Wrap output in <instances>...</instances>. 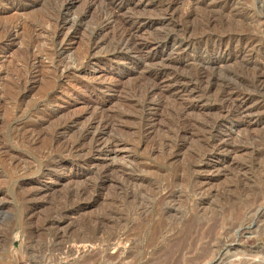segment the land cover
I'll use <instances>...</instances> for the list:
<instances>
[{"label":"rangeland","instance_id":"374dc122","mask_svg":"<svg viewBox=\"0 0 264 264\" xmlns=\"http://www.w3.org/2000/svg\"><path fill=\"white\" fill-rule=\"evenodd\" d=\"M89 1L0 0V27L2 26L1 29H4L0 33V37L2 36V40L0 39V147H2L0 148V264H53V259L49 257V251L46 249L48 241L52 238L53 228L50 229L49 224L46 225V222L60 217L65 210L73 207L77 200L81 198L85 199V201L88 200L92 191H86L87 193L82 196L76 192L73 186L75 187L76 184L82 182L85 179L84 177L90 179V185L92 182L96 183V181H99L100 172L98 169L103 164L123 167L129 171L133 170V174L141 175L144 178L143 186L141 185V188L137 189V191H134L135 186L130 187L134 188H132V193L138 192L137 198H143L147 210L140 217L134 216V226H132L133 229L130 231L133 236L131 234L130 240L122 246L124 250L126 249L125 254H123L124 257L111 258L115 254L116 249L113 250L114 247L110 246L106 250L109 258L105 260L106 262L103 261L99 264H166L165 252L176 251L179 245L178 242L182 236L187 234L183 233L184 227L188 226V224L192 225L191 223H193V227L189 232H193L189 233L190 237L186 239L187 248L183 251L181 255L183 258L178 261V264H190L196 261L202 252L203 243L207 242L206 237L200 239L201 233L214 231L213 229L216 231V238H220L226 244L219 251H214L216 249L214 248V252L199 260V264H238V262L245 260L255 264H264V110L262 111L264 108H258L259 110L256 109L254 114L252 113L246 117L231 115L220 118L217 109L212 108L213 98L211 96L204 95L198 91L193 92L192 100L198 103L199 107L195 111H191V114L189 113L185 118L192 124L189 133L181 139L182 148L180 147L179 150L175 151L174 158L172 157L169 160L170 152L174 151L171 144L173 142V134L179 126L178 107L183 100L179 102V99L172 96L162 99L155 116L153 130L150 131L151 133L149 132L151 135L148 132L145 134L138 132L141 109L138 103L139 98L135 94L141 91L144 87L143 85H145V80L142 79L141 75L138 72H134L131 64L125 60L123 61L119 56H115V59L106 60L103 65H79L81 59L86 55L91 58L92 63H95V59L101 57L102 53L106 49H110L115 42L113 28L111 30V27L106 30L102 28L103 19L101 17L107 12L109 8L108 2L110 1L95 0V3L90 4ZM99 1H102V4ZM159 1L161 0H133V3L137 2L136 13L134 12V14L150 18L154 23H157L159 18H162L157 6ZM218 1L220 0H207V3L210 5V3ZM205 9H207L206 5L201 6L194 11L193 17L191 16L187 21V26L190 29L192 28L196 36H199V34L214 35L224 30H232L249 35L252 34L251 36L255 40L250 56L243 54L237 59L232 58L226 65L210 70L208 74L213 77L212 80L215 81L216 85L225 81L229 82L237 89L254 93V102L258 99L264 102V87L259 90L260 92H257L258 90L253 84L254 75L262 74L264 71V0H234L232 7L225 13L216 15L215 23L208 26L205 25V19L208 16ZM52 16L54 17L52 18ZM57 16L63 18V20L67 19V21H64L65 24L60 39L67 34L69 40L66 42V49L62 51L59 59L64 62L68 61L70 64L73 63L71 66L74 71L69 75L70 78L58 79L51 70L52 64L47 55V52L52 48L51 38L55 28L54 20L58 18ZM72 17L74 19L73 23L68 21L69 19L73 20ZM94 30L98 31L96 36H92ZM155 31H160L159 33L160 35L163 34L162 36L169 34L170 38L167 40L169 46L165 51L160 50L163 53L161 54L160 52L156 56V65H149V67L159 66L162 56L163 60L178 59L180 71L195 74L196 67L201 64V61L210 62L213 59V55H208L201 50L192 48L186 49L185 53H183L184 55L182 54V58H180L176 51L171 50V39L179 40L182 38V34L176 30L172 31L163 23L146 27L144 35L151 36ZM111 41H113V44ZM104 43L105 45H103ZM104 47L105 49H103ZM258 49L259 51H256ZM229 51L232 50L230 49ZM31 56H34L35 59L32 60L33 64L28 69L34 75L31 78L29 77L30 79H26V83H21L20 80L23 81L27 76V70L23 69L24 61ZM74 56L77 61L72 59H75ZM256 58L257 60H255ZM98 73H114L119 80V88L110 92L105 91L101 94L104 101L106 100L104 102L105 109L112 114L111 122L113 120L111 128L106 130L108 132L103 133V138L106 142L117 141V147L111 154H102L91 158L89 163L86 162L80 168L81 170L78 171L77 175L72 173L69 180L63 174L67 175L71 163L79 162L82 157L77 154L69 155L64 160L66 166L61 167L58 164H51L50 161L42 159L40 151H43L45 147H49L52 128L56 121L65 120L84 111L88 100L87 93L89 88L84 90L85 87L83 85L90 83L93 80L92 77L98 75ZM79 83L81 84L78 86L77 84ZM67 84L70 85L68 92H65L66 90L60 92L61 86ZM74 85H77L76 88ZM69 90L72 91L70 92ZM16 110L19 111L17 112ZM20 116L41 121L40 127L42 128V133H44L35 142H26L25 144L22 139L20 140V134L16 133L17 131L15 132V130L12 131V123ZM260 116H262L261 119L257 121ZM242 118L244 119L242 120ZM80 119L75 125L76 127L74 126L68 132V136L66 135V138L62 140L65 141L74 137L76 131L85 123L87 116L85 115ZM215 120L217 121L215 122ZM14 135L17 136L15 137ZM214 136L224 137L230 142L229 145H248L246 147L249 150H251L250 148H256L258 151L256 154H251L249 151L240 156L237 155L238 158H234L232 162L237 160L241 163L245 162L244 167H241L242 169L240 170L234 169L232 166H226L222 171H216L218 166H223L227 161L231 160V154L227 156L226 162H216L217 167L214 169L195 164V158L197 159L207 147L205 140H210ZM15 140L17 143H14ZM160 142L162 143L160 144ZM167 142H169L168 145H166ZM61 143L57 144L58 149ZM2 145L5 146L4 149ZM211 160L215 163L214 158ZM137 162L140 164L139 166ZM41 165L47 170L49 169L48 171H50L54 177L53 180H55L47 187L40 186L39 182H37L38 179L34 180L33 183L27 182L34 170ZM143 168L146 171H143ZM195 170H199L197 177H195ZM95 177L97 179H94ZM121 178L123 177L119 173L117 175L114 172L111 173L105 181L100 194L96 197L95 203H92L93 205L91 204L83 211L86 210V214L93 213L100 211L104 203L110 200H126L128 198L126 197L128 183H126V180V182L124 180L120 182L122 181ZM198 180L203 181L206 186L204 203L200 204L195 200L197 196L194 192V182ZM169 184H172V189L179 194V197L176 200L174 210L165 213L162 221L164 220L163 224H167L168 228L173 226V230L167 228L168 233H165V236L154 239L155 236L152 230L155 222L161 217V207L163 206L160 193L163 187ZM36 185L40 186L41 193L34 196L30 193L32 186L35 187ZM71 187L73 190L67 191ZM41 194L45 195L42 197ZM37 196L41 197L38 198ZM251 207L257 208L258 211H251L250 214H247ZM30 210L33 212L32 216L29 215ZM68 219V221H74L73 223L75 224L79 221L78 214H72ZM182 220H184L183 223ZM68 221L64 224L66 225ZM258 222L261 227L257 226ZM135 224L141 225L142 228L137 229ZM199 225L201 227H198ZM213 225L217 226L212 228L214 227ZM51 227L53 226L51 225ZM209 228L210 230H208ZM170 231L174 233H169ZM197 236L199 237L197 238ZM192 239L196 243H193ZM213 243L211 242V245ZM171 245L172 247L174 245V248H171ZM95 249H92L93 252H95ZM80 250L85 253L90 251L87 247L85 249L80 247ZM215 255H220V257L216 259ZM211 257L214 260L209 261ZM189 260L192 261L190 262ZM75 262L71 260L69 264H75ZM170 263L171 261L167 264Z\"/></svg>","mask_w":264,"mask_h":264},{"label":"bare ground","instance_id":"6f19581e","mask_svg":"<svg viewBox=\"0 0 264 264\" xmlns=\"http://www.w3.org/2000/svg\"><path fill=\"white\" fill-rule=\"evenodd\" d=\"M94 1L95 0H90L89 4L95 3ZM109 1H110V2H108L109 4L107 3L109 6V8L107 9V12L104 14L103 17H101L102 15L100 17L103 19L102 20V23H103L102 28L104 30L108 29V27H111L110 30L113 28L112 30L114 32L115 42L113 44V41H111L113 46L110 49H106L104 51V53H102L101 57H99L98 59H95V63H92L91 58H89L86 55L83 57V59H81V61L79 62V65L80 64L81 65H87V64H90V65H92V64L101 65L102 64L103 65L106 60H110L112 58L115 59V56H119L120 59H123V61L125 60L126 62L131 64V66L133 68L132 70H134V72H138V74L141 75L142 79L145 80V85H143L144 87L142 88V90L139 91L137 94H135L136 97L139 98L138 103H139V107L141 109V115L139 114L140 116H139L138 132H140L142 134H145L147 132L149 133L151 130H153L154 122H155V116L158 112L159 106L162 103V99H164L165 97L172 96L174 98L179 99V102H180V100H183L182 103H180V106L178 107L177 117L179 119V126L177 127V129L175 130V132L173 134V138H172L173 142L171 144H172V147L174 148V151L173 152L171 151L172 153L170 152L169 160L172 159V157L174 158V153L176 154L175 151L179 150L180 147L182 148L181 139H183L189 133V129H190V126L192 124L189 123L187 121V119H185V118L187 117V115L191 111H195V109L199 107L198 103H196L192 100L191 96H192L193 92L198 91V92H202V94H204V95L211 96L213 98L212 108L217 109L220 118L231 116V115H233L235 117L236 116L237 117H242V116L246 117L248 115H251L252 113L254 114L256 109L259 110L258 108H261V107L264 108V102L262 100H259L258 98H256L258 100H255L256 102L253 101V99L255 98V95L251 91H244V90L237 89L231 83L226 82V81L221 82V84H219V85H216L215 81L212 80L213 77L208 74V72L210 70H214V69H218V68L223 67L232 58L237 59L238 57L242 56L243 54L250 56L252 53V50L254 47V41H255L253 39V37L251 36L252 34L249 35V34L243 33V32L224 30V31H221V32L216 33L214 35L199 34V36H196L194 34L192 28L190 29L187 26L188 19L191 18V16L195 14L194 11L197 10L198 8H200L201 6H204V5L207 6V9H205V11H207V13H208L207 18L205 19V25L208 26V25L214 24L215 20H216L215 19L216 15H221L222 13H225L228 9H230L232 7L234 0H220V1L215 2V3H210V5H208L207 0H161V1L157 2V6L159 7L162 18H159V21H157V23H154V21H152L150 18H147V17L145 18L141 15L134 14L135 9L137 7V2L133 3V0H109ZM138 1H140V0H138ZM99 2H101L100 4H102V1H99ZM63 3H65V2H63ZM68 11H66V12L68 13ZM62 14H63V12H62ZM69 15H71V14L69 13ZM53 17L54 16H52V18ZM73 17H72V19H73ZM64 21H67V19L63 20V18H61V17L60 18L58 17L57 19L54 20V27L55 28H54V31L52 32L53 35L51 38L52 48L50 51L47 52V55L50 58L49 61L52 64L51 70L58 79L68 78L69 75H71V73L74 71V68L71 66V64H73V63L70 64L68 61L64 62V61L59 59L62 51L63 50L65 51V49H66V42L69 40V37L67 36V34H65V35L63 34L64 37H62L60 39L62 30L64 28V24H65ZM68 21H71L73 23L74 19L73 20L69 19ZM163 23L166 24L167 27H169L172 31L176 30L177 32H180V34H182V38L179 40L171 39L172 40L171 50L176 51L177 55L180 58H182L181 55L183 53H185L186 49L192 48V49H196V50L197 49L201 50V51L207 53L208 55L209 54L213 55V59L210 62H204V61L202 62L201 61V64H199L198 67H196V73L195 74H190V73L184 72L182 70L180 71L179 66H178L179 62H177L178 59L170 58V59L163 60L162 56L160 59V65L159 66L149 67V65H156V56L161 52L160 50L165 51V49L169 46V44H167V40L170 38V36H169V34L162 36L163 34L160 35V33H159L160 31H155L151 36L144 35L145 34L144 30L148 26H151L154 24H160L161 25ZM1 27H0V33L2 32V30H4L3 28L1 29ZM44 28H45V26H44ZM46 32H49V31H46ZM97 33H98V31L94 30L92 32V36H96ZM102 37H103V35H102ZM0 39L2 40V36L0 37ZM103 45H105V43ZM101 47H103V46H101ZM89 49H90V47H89ZM103 49H105V47ZM230 49L232 51H229ZM23 51H24V49H23ZM256 51H259V49ZM30 52H31V50H30ZM162 53L163 52H161V54ZM259 53H262V52H259ZM231 54H233V55H231ZM254 54H255V52H254ZM38 55H40V54H38ZM252 58L254 59V57H252ZM33 59H35V57L31 56V57H28L26 59V61H24L23 69L27 70V76L25 75L26 77L24 78L23 81L20 80L21 83H26V79H30L31 76L34 75V73H32V71L28 69L30 66H32V64H33L32 60ZM72 59L77 61L76 57H75V59L74 58H72ZM255 60H257V58ZM135 70H137V71H135ZM98 71H100V70H98ZM263 72H262V74H258V75L255 74L253 77V84L255 85L254 87L258 90V91L256 90L257 92H260L259 90H261L264 87ZM259 73H261V72H259ZM20 77H21V75H20ZM77 77H79V76H77ZM92 78H93V80L90 83L84 82L85 84L83 85L85 87L84 90L86 88H89L88 93H87L88 94V100L87 101L84 100V101H86L84 111L81 114H77V115L75 114V116L73 115L71 117H68L65 120H60V121L58 120V122L56 121L55 122L56 124H54V126L52 128L51 140L49 139L51 141L49 147L48 148L43 147L44 150L42 148L43 151H40L42 159H45V161H50L51 164L52 163L58 164L61 167L66 166L64 160L69 155L77 154V155H80L82 157V159L79 162H77L75 164L71 163V166L70 167L68 166L69 167V173H67V175L63 174L64 176H66L67 179H69L71 177L72 173L77 175L78 171L81 170L80 168H82L84 166V164H86V162L89 163V160L91 158H94V157L102 155V154H106V155L111 154L115 151V149L117 147V144H116L117 141L113 140L111 142H106L105 139L103 138L104 137L103 133L108 132L106 130L108 128H111V125H112L111 123H113V120L111 122L112 114L110 112H108L109 110L107 111L105 109L104 102L106 100L104 101L101 94L105 91L110 92V91H114L117 88H119V80L114 75V73H106V74H102V73L99 74L98 73V75H95ZM58 81H60V80H58ZM80 84L81 83H79L77 85L79 86ZM76 86H75V88H76ZM22 87L24 88L23 85H22ZM25 88H26V86H25ZM68 88H70V85H68V84L65 86L63 85L60 88V92H64V90H66L65 92H68L67 91ZM37 101H39V100H37ZM33 103H35V102H33ZM263 110L264 109H262V111ZM85 115L87 116V119H86L85 123H83V125L80 127V129L78 131H76V134L74 135V137H72L68 140H65V141L62 140L64 138H66V135L77 124L78 120ZM117 115H119V114H117ZM26 116L25 117L20 116L11 125L12 126L11 128H13L12 131H14V130H15V132L17 131L16 133L20 134V136L18 135L20 137V140L22 139V141H24L25 144H26V142L27 143L35 142L41 136V134L44 133V132L42 133V131H41V129H42L40 127L41 121H38L39 119L37 120V119H33V118H26ZM261 117L262 116L258 117L257 121L260 120ZM243 119L244 118H242V120ZM121 121H123V120H121ZM216 121L217 120H215V122ZM194 122H196V121H194ZM246 122L250 123L249 121H246ZM79 124H81V123H79ZM211 127H213V126H211ZM135 131H136V129H135ZM6 133H7V130H6ZM132 133H134V132H132ZM12 135H13V133H12ZM16 140L14 141V143L16 142ZM1 141H4V140H1ZM18 141H19V139H18ZM137 141H138V139H137ZM60 142H62V143L58 149L57 144ZM161 143L162 142H160V144ZM168 143L169 142H167L166 145H168ZM205 143L207 145L206 149L197 157V159L195 158V160H194L195 164H197L199 166H204L205 168H208V169H214L215 167H217L216 162H220V161L226 162L227 156H229L230 154L232 156L231 160L227 161L225 165L218 166L216 168V171H218V172L222 171L224 168H226V166H230V167L232 166L234 169L236 168L238 170L242 169L244 167L245 162L241 163L238 160L235 162H232L234 160V158L235 157L238 158V156H240L244 153H248L249 151H250L249 153H251V154H256L258 151L255 147H254L255 149L250 148L251 150H249L246 147L248 145H246V146L229 145L230 142H228L227 139H224V137H221V136L220 137L214 136V138H211L210 140L207 139V140H205ZM33 145H31V146H33ZM46 146H48V145H46ZM4 147L5 146H3V149H4ZM0 148H2V147H0ZM167 150H168V146H167ZM170 150H171V148H170ZM40 152H39V154H40ZM9 153H11V152H9ZM12 155H13V153H12ZM3 157H5V156H3ZM212 158L215 159V163L211 160ZM137 163H135V164H137ZM137 165L139 166L140 164L138 163ZM190 166H191V164H190ZM59 169H61V168H59ZM48 170L45 167H43L42 165L38 166L36 168V170H34V172L32 173L31 177L29 179L27 178L28 179L27 182L33 183L34 180L38 179L37 182H39L40 186L47 187L49 184H52L53 182H55V180H53L54 179L53 175H51L50 171H48ZM98 170L100 172V180L96 181V183L92 182V184L90 185V179H88V177H84L85 179L86 178L87 179L86 180L84 179L80 183L77 182L78 184H76L75 187L73 186V188L76 189V192H78L82 196L85 195L89 190H90V192L92 191L90 193V197L88 198V200L85 201V199L81 198V199L77 200V202L75 201L76 202L75 205L73 204L74 205V206L72 205L73 207L65 210L63 212V214L60 215V217L46 222V225L49 224L50 229L53 228L52 238L50 239L48 237L50 240L48 241L47 248H46L49 251V257H51L53 259V264H69V262L71 260L76 261L75 264H99V263H101V262H103L109 258V256L106 254V250L110 246L114 247L113 250L116 249L115 254L111 258L122 257L123 254H125V252H126L125 251L126 249L124 250V247L122 248V246H124L125 243H127L130 240V235L132 234V233L130 234V231H132V229H133L132 226H134L133 225L134 224V216L140 217L146 213L147 207L143 201V198L142 199L137 198L138 192L137 193L135 192V194L132 193L133 187L132 188L130 187V186H135V189L134 188L133 189H134V191H137V189L141 188V185L143 186L144 178L141 175H138L135 173L133 174V170L129 171L126 168L114 166L111 164H103L102 166H99ZM143 171H146V170H144V168H143ZM67 172H68V170H67ZM113 172L116 175L119 173L120 176L123 177V178H121L122 181H120V182H123V180L127 181V182L126 181L125 182L128 183V186L126 187V189H127L126 197H128V198L124 201H123V199H122V201H115V199L110 200L109 202L104 203V205L100 209V211H96L93 213L86 214L87 213V212L85 213L86 210L85 211H83V210L85 208H87L88 206H91L92 203H95L96 197L100 194V191L103 189V187L105 185V181L107 180L108 176H110L111 173H113ZM195 173H196L195 177H197V173H199V170H195ZM90 177H92V175H90ZM97 177H95L94 179H97ZM146 180H147V178H146ZM148 180L150 181V179H148ZM195 180H197V179H195ZM171 185L172 184L165 185L164 187L162 186L163 189L160 193V197H161V200L163 201V203H162L163 206L161 207V217H159V219L157 221L155 220L156 221L155 226L152 230V232L155 236L154 239H156L158 237L161 238V237L165 236L168 233V229L173 230L172 229L173 226H172V228H168V226H166L167 224L166 225L163 224L164 220L162 221V218L165 215V213H167L169 211L172 212V210H174L176 200L179 197L178 196L179 194H177V192H175L172 189ZM40 186H37V185L35 187L32 186L30 194L34 195V196L40 195V193H41L40 192V190H41ZM205 187L206 186H205L203 181L198 180V181L194 182V188H195L194 192H195V195L197 196V198L195 200H197V202L199 204L202 202L204 203V199H205L204 191H206ZM71 188L68 189L67 191L73 190V188L72 189ZM117 190H119V189H117ZM123 192H124V190H123ZM73 193H75V192H73ZM140 193H141V191H140ZM44 195L45 194H41L42 197ZM152 195H153V193H152ZM41 196H39V197H41ZM261 198H263V197H261ZM67 201H68V198H67ZM192 202H193V200H192ZM251 211L257 212L258 210H257V208L251 207L250 210L247 212V214H250ZM72 214H78V218H79L78 223L75 224V223H73L74 221H68L69 220L68 217L71 216ZM29 215L32 216L33 212L31 211ZM53 216H55V215H53ZM56 216H58V215H56ZM47 220H49V219H47ZM184 220H182V223ZM192 220H194V219H192ZM67 221H68V223H66V225H65L64 223ZM234 221H235V219H234ZM188 223H189V221H188ZM139 224L138 225L135 224L137 226V229L142 228L141 225H139ZM191 224L192 225L188 224V226L184 227L183 233L184 234L187 233V234H185V236H182V238L179 242L177 241L179 243V245H178L176 251L172 250V251H168V253L165 252V254H166L165 259H167L166 264L170 261H171L170 264H178V261L183 258V256H181V255H182L183 251L187 248L186 247L187 246L186 239H188L190 237L189 233L193 232V231L189 232L193 227V223H191ZM51 225L53 227H51ZM216 226L217 225H215L212 228H215ZM257 226L261 227L259 222H258ZM198 227H201V226L199 225ZM210 228H211V226H210ZM210 228L208 230H210ZM213 230L214 231L203 230L205 232L201 233L200 239H203L206 237L207 242L203 243L202 252H201V254L199 253L200 255L198 254L199 256L197 257V260L194 262H191L193 259L191 261L189 260L191 262L190 264H199V260L205 258L209 253H213L214 251H219L220 248L222 249V247L225 246L226 243L223 240H221L220 238H216V231H215V229H213ZM172 232L170 231L169 233H172ZM136 233H138V232H136ZM198 235H199V233H198ZM132 236H133V234H132ZM234 236H236V235H234ZM194 237H196V236H194ZM198 237L199 236H197V238ZM194 241L195 240H193V243H196ZM177 242H176V245H177ZM211 242H214L213 245H211ZM129 245L131 246V244H129ZM194 246H192V247L194 248ZM80 247H84V249H85V247H87L88 249H90V251L85 253V252L80 250ZM170 247L174 248V245H173V247H172V245ZM170 247H169V249H170ZM93 248H96L95 252H93V250H92ZM214 248H216V249H214ZM213 249H214V251H213ZM190 250L192 252V248ZM55 253H56V257H55ZM45 255H46V253H45ZM214 257L216 259H218L220 257V255H217V256L215 255ZM212 260H214V258L211 257V259L209 261H212ZM238 264H255V263H252L248 260H245V261L238 262Z\"/></svg>","mask_w":264,"mask_h":264}]
</instances>
